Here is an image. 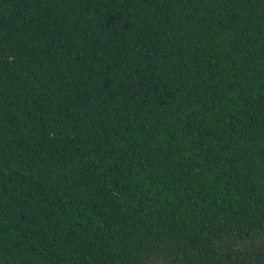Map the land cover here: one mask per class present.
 <instances>
[{
    "label": "trees",
    "instance_id": "1",
    "mask_svg": "<svg viewBox=\"0 0 264 264\" xmlns=\"http://www.w3.org/2000/svg\"><path fill=\"white\" fill-rule=\"evenodd\" d=\"M0 264H264V0H0Z\"/></svg>",
    "mask_w": 264,
    "mask_h": 264
}]
</instances>
